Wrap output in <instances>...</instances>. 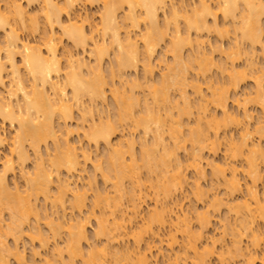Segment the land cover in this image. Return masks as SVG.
I'll list each match as a JSON object with an SVG mask.
<instances>
[{"label":"bare ground","instance_id":"1","mask_svg":"<svg viewBox=\"0 0 264 264\" xmlns=\"http://www.w3.org/2000/svg\"><path fill=\"white\" fill-rule=\"evenodd\" d=\"M75 1L1 0L0 122L1 130L8 124L13 135L8 134L12 141L9 156L0 155V264H11V260L38 264V258L40 264H150L157 243H164L170 251L181 244L165 264L187 260L189 264H209L213 257L218 264H264V230L257 227L264 225V195L258 191L264 164L260 144L264 136V69L259 71L262 67L257 64V68L254 58L257 46L264 57V0H198L191 11L176 0H85L89 5L102 1L98 23L93 26L89 15L81 18L76 14ZM219 16L224 20L223 29ZM22 30L26 37H20L18 31ZM203 33H218L221 38L234 35L227 52L222 47L211 48L220 62L206 51ZM34 34H38L37 41ZM63 38L70 48L61 55ZM161 44L164 50L156 65L163 69L155 78L152 58ZM85 53L92 59L86 60ZM108 57L107 75L103 64ZM243 57L245 66L236 69L235 62ZM140 63L139 81L132 73L136 74ZM212 68L221 75L219 81L207 77ZM199 78L208 94H203ZM249 78L254 81V92L241 100L238 89ZM108 98L112 102L109 115L104 109ZM230 100L241 112H230ZM250 104L261 110L254 132L250 130ZM75 112L80 123L76 121L73 130ZM230 126L241 127L239 138L231 136L221 143L220 133ZM121 129H128L129 134L113 145L112 138ZM5 131H0V145L7 143ZM74 131H82L90 145L104 149L102 156L94 157L88 191H80L74 178L82 176L93 159L72 142ZM253 135L258 143L251 139ZM222 144L224 164L205 161V152L215 154ZM182 151L186 152L184 161ZM32 156L35 162L29 172ZM227 161L241 162V166ZM204 163L212 168L213 186L224 187L225 198L212 195L206 210L194 211L195 230L192 217L175 198L189 182L186 172L192 169L196 174L191 184L194 198L206 202L207 190L200 185L206 175ZM15 164L24 190L16 181L9 182ZM239 170L246 177V196L242 195ZM98 176L104 181L101 191L97 190ZM90 191L91 211L82 217ZM147 198L153 200V208L141 218ZM40 199L51 213L39 212ZM221 206L232 216L227 215L223 224L231 245L228 250L218 246L221 251H217V242H208L206 234L211 214ZM68 208L79 217H68ZM91 218L96 220V229L89 237ZM161 229H169L166 238L161 239ZM24 236L46 250L53 241L52 253L48 250L41 257L30 248L28 263L19 246ZM127 238L133 247L116 249L114 245ZM244 239L249 245L243 246Z\"/></svg>","mask_w":264,"mask_h":264},{"label":"rangeland","instance_id":"2","mask_svg":"<svg viewBox=\"0 0 264 264\" xmlns=\"http://www.w3.org/2000/svg\"><path fill=\"white\" fill-rule=\"evenodd\" d=\"M79 1V2H78ZM77 2H76V4H75V8H74V10H76V14L78 15V16H80L81 18H83V16L85 17V16H87L88 17V15L90 16V18H88V19H90V20H93V21H95V23H91V22H93V21H89L90 22V24L93 26L94 24L96 25L97 23H98V18H99V15H97V14H99L98 13V10L100 9L101 10V6H103V5H101L102 4V1L100 2L99 1V3L98 2H95L94 4H92V5H89V4H91V3H88L87 1H83L82 2V0H78ZM210 1H213L212 3H215V0H210ZM176 2H178V3H183L185 6H186V8L189 10L190 9V7L191 8H193V7H196V6H198V4H196L195 2H198V0H176ZM4 4V3H3ZM3 4L1 3V0H0V9L1 10H3L4 9V6H3ZM97 4V5H96ZM25 5V4H24ZM99 5V6H98ZM188 5V6H187ZM3 7V8H2ZM100 7V8H99ZM27 10H29V11H31L32 12V10H31V8H27ZM189 11H191V10H189ZM81 15H80V14ZM263 21H264V18H263ZM218 22H219V27H220V29H223L224 27L223 26H221V23H222V25H223V22H224V20H223V18L221 17V16H219V18H218ZM225 24V23H224ZM225 26V25H224ZM88 27H89V25H88ZM222 27V28H221ZM18 33H19V35H20V37H26L27 35V32L26 31H21V32H19L18 31ZM57 35L60 33V31L59 30H57ZM207 33H203V38H202V40L205 42V44H206V51L208 52V54H210L212 57H213V59H214V61H216L217 63L218 62H220L219 61V58H220V56H219V54L218 53H212L211 51H212V49L214 48V49H216V47H220V49H221V47L223 48L222 50L224 51V50H226L225 52H227L228 51V48H229V46H230V44H231V42H233V37H234V35L232 34V33H230L228 36H226L225 38H221L220 36H219V34L218 33H208V35H206ZM26 35V36H25ZM31 36V35H30ZM59 36V35H58ZM2 37H4L3 36V32L1 33L0 32V41H2ZM31 37H33V36H31ZM30 37V38H31ZM35 37V38H34ZM34 39H35V41H37L38 40V34H34ZM59 37H61V36H59ZM192 37H194V34L192 35ZM32 39V38H31ZM64 41V42H63ZM207 42H208V44H207ZM70 43L68 42V41H66V38H63L62 39V41H61V44L59 45V52L61 53V55H62V52L64 51V49H66V48H70V45H69ZM164 44H161V46L157 49V52H156V54L154 55V57L152 58V61H153V65L154 66H156V70L154 71V75H153V77H155V78H157V75H159L158 73L160 72V71H162V66L160 67V65H156V64H159L158 63V58H159V56L161 55V53L163 52V50H164V46H163ZM163 46V47H162ZM63 47V48H62ZM163 48V49H162ZM212 48V49H211ZM213 49V50H214ZM161 52H160V51ZM187 49H185V56H186V54H187V51H186ZM59 53V54H60ZM80 54H82V53H80ZM80 54H79V57H82V55L80 56ZM90 56V55H89ZM89 56H87V54L85 53L84 54V57H85V59L87 60V57H89ZM3 57V56H2ZM156 57V58H155ZM245 57V56H244ZM243 57V58H244ZM83 58V57H82ZM154 58L156 59V60H154ZM245 58H247V57H245ZM238 59V62H235V66H236V69H238L239 68V70L241 69V67H243V66H245V61L244 60H246V59ZM254 58H256L257 60H255V62H256V66H258L257 64H259L262 68H260L259 69V71L261 70V69H264V57H263V55H262V50H261V47L260 46H257L256 47V52H255V55H254ZM92 58H90L89 57V59L88 60H91ZM107 59V60H106ZM263 59V60H262ZM242 60V61H241ZM109 61H110V58L108 57V58H105V62H107V63H105L104 62V67H106L104 70L105 71H107V73H105V74H107L108 75V72H109V65H110V63H109ZM237 61V60H236ZM215 62V63H216ZM259 62V63H258ZM261 62V63H260ZM107 64V65H106ZM141 66V63L139 64V68H138V70H137V72H136V74H133L132 73V75H135V77H137V80H141L142 79V67H140ZM239 66V67H238ZM241 66V67H240ZM260 66H258L257 68H259ZM161 68V69H160ZM244 69V68H243ZM214 70V71H213ZM263 71L264 70H262V73H263ZM141 72V73H140ZM157 72V73H156ZM210 72H211V74H210ZM215 72H217L216 74H215ZM259 74H261V72H258ZM157 74V75H156ZM210 74V75H209ZM217 75H219L220 77H218ZM190 77L191 78H193L194 76L191 74L190 75ZM207 77H209V78H213L214 80H212V81H215V80H220L221 79V75L218 73V70H216V69H214V68H212L210 71H209V73H208V76ZM134 78V77H133ZM208 78V79H209ZM211 78V79H212ZM216 78V79H215ZM136 79V78H135ZM250 80H246V81H243L242 82V84H240V88L238 89V93L240 94L239 95V97H240V99L241 100H243V99H245V96L246 95H248V96H250L249 95V93H251V96H252V94H253V90L252 89H254L253 87V85H254V81H253V79L252 78H249ZM210 80V79H209ZM204 81H203V79L202 78H199V84L201 85V87H202V91H203V94L204 93H206V94H208V91L206 90L207 89V86L203 83ZM216 82V81H215ZM245 82V83H244ZM202 83V84H201ZM263 85H264V81H263ZM110 88V87H109ZM109 88H107L108 90H109ZM107 90V91H108ZM187 90L189 91V93L190 92H192V90L188 87L187 88ZM247 92H248V94H247ZM108 94H107V96H109V98L111 99V97H110V93H109V91L107 92ZM191 94V93H190ZM189 94V95H190ZM233 95V94H232ZM191 96H192V94H191ZM247 96V97H248ZM193 97H195V96H192V98ZM108 98V102H107V105H105L106 106V108L104 107V109H107L106 111H107V115H109L110 113H112L111 111H112V108H110V107H112V102H111V100ZM110 103V104H109ZM234 102L233 101H229V106H228V109L230 108V112L232 111L233 112V110H235L237 113H238V111L239 110H241V109H239V110H237V107H236V105H234L233 104ZM108 106H110V107H108ZM247 107H249L248 108V112H250L249 114H250V119H249V122H250V130H251V132H252V130H253V128H256V127H254L256 124H258V121L260 120V117H261V110H260V108L258 107V106H254V105H248ZM111 110V111H110ZM110 111V112H109ZM96 112V111H95ZM239 112H241V111H239ZM76 114L74 115L75 116V118H76V120H73L72 121V123H71V127L73 128V130H76L77 128H76V126H77V122H79L80 121V117L78 116V112H75ZM220 112H217V116H219L220 117V114H219ZM97 113H95V116H96V118H98L97 117V115H96ZM78 116V117H77ZM74 118V119H75ZM77 121V122H76ZM1 123V122H0ZM80 123V122H79ZM7 125L8 124H6V126L5 125H3V129L1 130V128H2V123L0 124V131L2 132L3 130H6L5 131V135H6V137L8 138L7 139V143L6 144H3V145H0V155L4 158V157H6L5 155H7V156H9V147H10V145H11V136L13 135V134H11V132L13 133V129H11V127L9 126V127H7ZM76 125V126H75ZM257 126V125H256ZM231 128H229V131H226V132H222V133H220V142L221 143H224L226 140H225V138H231V136L233 137V138H235V140H237L238 138H239V130L241 131V127L239 128H236V126H233V127H235V128H233L232 126H230ZM252 128V129H251ZM255 130V129H254ZM254 130H253V132H254ZM11 131V132H10ZM129 131H128V129L124 132V130L123 129H121V131H119V132H117V134L115 135V136H113V138H112V144L113 145H115V143H118V142H121L122 140H125V138L128 136V133ZM82 131H78V132H75L74 131V134H72V142L77 146V148L78 149H81V150H85V151H87V152H89L90 153V155H91V157H92V161L90 162H88L87 163V165L85 166V171L84 172H82V176H77V178L75 179L74 178V180L77 182V184H78V186H79V189H80V191H83L84 189H87V191H88V184H89V181H90V177H91V175L93 174L92 173V164H93V162H94V157H96L98 154L100 155V156H102L103 155V152H104V149H103V146L101 145L98 149L96 148V147H93V145H90L88 142H87V140L84 138V136H82ZM8 134H10L11 136L10 137H8L9 135ZM125 134V135H124ZM231 134H233V135H231ZM253 134V133H252ZM127 135V136H126ZM139 135V134H138ZM137 133H136V138H138L137 136ZM254 136V137H253ZM252 137H251V139L254 141V142H256V143H258L259 142V140H258V138H257V136L256 135H253ZM79 137V138H78ZM238 137V138H237ZM256 137V138H255ZM123 138V139H122ZM10 142V143H9ZM89 144V145H88ZM260 144H261V147H262V149H264V136L262 137V139L260 140ZM136 146H138V145H136ZM95 148H96V150H95ZM189 150V149H188ZM101 151V152H100ZM5 152V153H4ZM8 152V153H7ZM184 153H186V152H181V158H182V160L184 161V159H186L185 157H186V155L184 154ZM224 153H225V145L224 144H222L221 145V147L219 148V151H217L215 154L214 153H208V151H206L205 152V158L207 159V160H205V161H210V162H212V161H214V163L215 164H218V165H223L224 164V162L226 161L225 160V155H224ZM214 154V155H213ZM32 155V154H31ZM207 157H209V158H207ZM32 158H34V156H32L31 157V160H29V162H28V164H27V171H29V172H32V170H33V165L34 164H32V163H34L35 162V160L33 159L32 160ZM224 158V159H223ZM225 160V161H224ZM34 161V162H33ZM208 161V162H209ZM229 161V160H228ZM227 161V162H228ZM81 162H83V160H82V158H81ZM228 163H230V165H235V166H237V168H239V166H241V162H239V163H235V162H232V161H230V162H228ZM231 163H235V164H231ZM206 163H204V167L205 166H207V165H205ZM28 165H29V167H28ZM82 166H84L83 165V163H82ZM263 166H264V164H263ZM262 166V176H263V179H262V182L261 183H259L258 184V191H259V194L261 195V194H263L264 195V167ZM32 169H31V168ZM0 168H1V166H0ZM242 168V167H241ZM31 170V171H30ZM211 170H212V168L208 165L206 168H205V173H206V175L200 180V185L202 186L201 188H202V190H207V192H205L206 193V197H205V199H206V202H208V203H206V202H203V201H200V202H196V200H195V198H194V190H193V188H194V185H192L191 186V184H194V180H196V174H195V172L192 170V169H189V171L187 170V181L189 180V182L186 184V186L184 187V189L182 190V192H180L178 195H177V199L175 198V200H177V201H179L178 203H180L181 205H182V208H181V206H180V208L181 209H183V212H186V213H188L190 216H189V218L190 217H192L191 219V225L193 226V229H195L196 230V228H198V223L196 222V220L194 219V216L196 215V213H199V212H202L204 209L206 210V208L208 207V205H209V203L211 202V200H212V198H214V197H212V195L214 196V195H216L218 198H225V196H224V187L223 186H216V187H214L213 186V180H212V177H211ZM242 170V169H241ZM241 170H239L238 171V174H239V180H241V183L243 184V186H242V191L244 192V193H242V195H245V193H246V188L244 187L245 186V181H246V177H244L245 175H243V173L241 172ZM242 173V174H241ZM13 174H11L10 176H9V182L11 183V184H13V183H15V181H16V183L18 184V186H20V188H21V190H24V182H23V179H22V176H21V172H20V170H19V168L16 166V164H15V171H14V175L12 176ZM79 178V179H78ZM16 179V180H15ZM78 179V180H77ZM89 180V181H88ZM243 180H245V181H243ZM193 182V183H192ZM188 184H190V185H188ZM96 185H97V190L99 189L100 191L102 190V189H104V181H103V179L100 177V176H98L97 178H96ZM213 187V188H212ZM204 188V189H203ZM218 188V189H217ZM211 189H214V191H212ZM215 189H217V190H215ZM98 190V191H99ZM204 190V191H205ZM193 191V192H192ZM93 192H87V200H86V204H87V207H86V209H85V211H84V213H82L81 214V216L82 217H84V216H87L88 215V213H86V211H88V212H90L91 211V208H90V204H92V199H93V194H92ZM237 197H239L238 195H237V193L235 194ZM246 196V195H245ZM262 196V195H261ZM151 198V197H150ZM150 198H147V200H146V205H145V203H144V205H142V214H141V218H146V216H147V214H148V211H150L151 210V207L153 206V204H154V202H153V200H151ZM208 198V199H207ZM210 199V200H209ZM42 199H40L38 202H37V204H38V207H39V212L41 213V214H43L45 211H47L48 210V213H51V208H50V206L48 205L47 206V204H45V202L44 201H41ZM238 200H236V202H237ZM239 201H240V199H239ZM238 201V202H239ZM201 202H203V203H201ZM205 203V204H204ZM179 204V205H180ZM150 206V207H149ZM88 208V209H87ZM149 208V209H148ZM153 208V207H152ZM193 208H196V209H193ZM90 209V210H89ZM179 211H182V210H177V212L179 213V214H181V212H179ZM191 211V212H190ZM196 213H195V212ZM199 211V212H198ZM193 213V214H192ZM194 213H195V215H194ZM66 214H67V216L68 217H79V215H78V213L77 212H73L72 210H70L69 208L66 210ZM145 215V216H144ZM194 215V216H193ZM227 215H229L230 217H232L230 214H228L227 213V209H226V207L225 206H221L220 207V209L217 211V212H215V213H212L211 214V226H210V228L208 229V232H207V234H206V238H208V239H210V240H208V242H211V240H213V241H216L217 243H216V250L217 251H221V248H219L221 245V247H223V249L224 250H228V249H230V245H231V237L229 236V235H227V234H225V232H224V228H223V224H224V222H225V219H226V216ZM144 216V217H143ZM141 218H139L138 219V222L137 223H139L140 222V224L139 225H141ZM229 218V217H228ZM230 220H233V219H231V218H229ZM94 221H96L94 218H91V221H90V223L88 224V227H87V233H88V235H89V237H92V235H93V232L95 231V229H96V222H94ZM42 223L43 222H41V228L42 229H44L43 231H45L46 232V227L44 226V225H42ZM136 225H138V224H136ZM136 227V226H135ZM257 227H259L262 231L264 230V225H262V224H260V225H257ZM168 230L169 229H161L160 230V237H161V239L162 238H166L167 236V234L169 233L168 232ZM28 233V232H27ZM25 238L24 239H22L23 241L20 243V248H21V250L24 252V254H25V257H26V261L29 263V261L31 260L30 258H32V251H33V249H30V248H34L37 252H39L41 255V257L42 256H44L46 253H49V255L52 253V251H53V248H54V243H53V241H50V243H49V245L50 246H48V248H47V250L46 249H43V248H40V246H39V243L37 242V241H35L33 244H31V243H29V241H28V239L26 238V236H24ZM128 240H124V241H121L120 242V244L119 245H117V244H115L114 246H116V249H120V248H122V247H124V246H127L128 245V247H133V241L130 239V238H127ZM222 239V240H221ZM26 241V242H25ZM149 241H150V239H149ZM181 241V240H180ZM9 242V245L10 246H12L13 245V242L11 241V240H9L8 241ZM23 242H25V243H23ZM29 244H28V243ZM92 242V244H93V240L91 239L90 240V243ZM220 242V243H219ZM38 243V244H37ZM57 243V242H56ZM58 243L60 244L61 243V241H59L58 240ZM203 244H205L206 243V240H203V242H202ZM201 243V244H202ZM223 243V244H222ZM22 244H23V246H24V248H23V246H22ZM53 244V245H52ZM95 244V243H94ZM217 244H220V245H217ZM225 244V245H224ZM31 245H33V246H31ZM84 248H88L87 246H86V244L84 243ZM181 244H179V246H180ZM247 245H249V243H248V240L247 239H244V241H243V246H247ZM35 246V247H34ZM179 246H176L175 247V249H173V250H171L170 251V249H168L167 247H166V245L163 243L162 245L161 244H159V243H157V249H155L154 251H153V254H152V257L150 258V264H165V261L167 260V258H168V256H172V255H175V254H177L178 252H179V249H180V247ZM204 246V245H203ZM219 246V247H218ZM224 246H226V247H224ZM43 249V250H42ZM48 250H50L49 252H46V251H48ZM86 251H87V249H85ZM44 252H45V254H44ZM38 258V257H37ZM39 260V258L37 259V263L38 264H40V261H38ZM11 261H13V262H11V264H14L15 262H14V260H11ZM189 264V260H187V261H181L180 262V264ZM219 262H218V259L217 258H212L211 259V262H209V264H218ZM242 263H244V262H240L239 264H242ZM260 262H256L255 264H259ZM245 264V263H244Z\"/></svg>","mask_w":264,"mask_h":264}]
</instances>
